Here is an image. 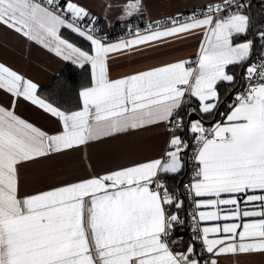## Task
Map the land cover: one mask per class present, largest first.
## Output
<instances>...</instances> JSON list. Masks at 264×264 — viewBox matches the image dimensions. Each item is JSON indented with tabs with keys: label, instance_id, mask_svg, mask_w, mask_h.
I'll return each mask as SVG.
<instances>
[{
	"label": "snow or ice",
	"instance_id": "6c2138e0",
	"mask_svg": "<svg viewBox=\"0 0 264 264\" xmlns=\"http://www.w3.org/2000/svg\"><path fill=\"white\" fill-rule=\"evenodd\" d=\"M0 29L62 65L0 58V264H264V0H0Z\"/></svg>",
	"mask_w": 264,
	"mask_h": 264
},
{
	"label": "crops",
	"instance_id": "0c3cea01",
	"mask_svg": "<svg viewBox=\"0 0 264 264\" xmlns=\"http://www.w3.org/2000/svg\"><path fill=\"white\" fill-rule=\"evenodd\" d=\"M83 2L94 5L99 3V0H83ZM197 2L198 0H149L152 16L157 19L165 18L168 15H174L177 10L188 11L191 6ZM117 26L118 24L116 27ZM117 29L119 28L117 27ZM113 36H115V34H113ZM195 43L196 41L189 40L184 44H174L169 48L161 47L159 51L168 52L169 56L167 58L183 57L195 50L194 48L187 47V45H194ZM177 49H180V51H177ZM26 55V52L22 53L15 37L0 29V58L7 59L10 63L27 70L29 74L37 78L42 85H46L51 79L53 73L62 67L61 64L49 59V57L41 51L33 50L30 63L25 59ZM135 59L140 61L136 67H144L159 62L158 59H150L148 56L136 57ZM120 63L122 65L119 69L120 71L127 72L131 70L128 61H121ZM41 65L49 67L50 70L47 72L43 71L40 67ZM18 111L20 114L33 120L38 125L43 127L48 126V121L25 102H21Z\"/></svg>",
	"mask_w": 264,
	"mask_h": 264
},
{
	"label": "built area",
	"instance_id": "2783aa9c",
	"mask_svg": "<svg viewBox=\"0 0 264 264\" xmlns=\"http://www.w3.org/2000/svg\"><path fill=\"white\" fill-rule=\"evenodd\" d=\"M185 12H187V11H185ZM141 26H143V25H141ZM118 27H119V26H118ZM120 35H121V32L119 31V29H117L114 37H116V36H120Z\"/></svg>",
	"mask_w": 264,
	"mask_h": 264
},
{
	"label": "trees",
	"instance_id": "16d2710c",
	"mask_svg": "<svg viewBox=\"0 0 264 264\" xmlns=\"http://www.w3.org/2000/svg\"><path fill=\"white\" fill-rule=\"evenodd\" d=\"M118 26H119V24H118ZM118 26H117V27H118ZM119 27H120V26H119ZM119 27H118V28H119ZM115 32H116V31H115ZM115 32H114L113 34H115Z\"/></svg>",
	"mask_w": 264,
	"mask_h": 264
}]
</instances>
